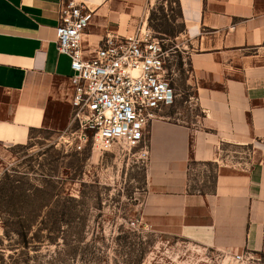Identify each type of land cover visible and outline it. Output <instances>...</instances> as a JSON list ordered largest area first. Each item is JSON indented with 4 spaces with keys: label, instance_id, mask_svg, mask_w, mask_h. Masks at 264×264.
Segmentation results:
<instances>
[{
    "label": "crops",
    "instance_id": "obj_1",
    "mask_svg": "<svg viewBox=\"0 0 264 264\" xmlns=\"http://www.w3.org/2000/svg\"><path fill=\"white\" fill-rule=\"evenodd\" d=\"M64 0H0V144L24 143L50 105L68 102L71 59L57 47ZM93 11L84 39L131 35L143 0H75ZM201 114L155 118L143 218L154 230L196 243L218 264L264 253V0H179ZM225 144L250 146L243 156ZM191 161L216 165L210 190H192ZM209 260L213 256L205 254Z\"/></svg>",
    "mask_w": 264,
    "mask_h": 264
},
{
    "label": "rangeland",
    "instance_id": "obj_2",
    "mask_svg": "<svg viewBox=\"0 0 264 264\" xmlns=\"http://www.w3.org/2000/svg\"><path fill=\"white\" fill-rule=\"evenodd\" d=\"M143 1L131 35L143 28L166 41L177 93L157 118L188 122L201 113L179 0ZM71 111L68 102L53 103L26 142L0 144V264H218L200 245L146 224L150 151L144 157L142 147L123 143L79 149ZM224 148L250 153L249 145ZM215 171L213 163L191 161V189H212ZM246 255V264H264V253Z\"/></svg>",
    "mask_w": 264,
    "mask_h": 264
},
{
    "label": "built area",
    "instance_id": "obj_3",
    "mask_svg": "<svg viewBox=\"0 0 264 264\" xmlns=\"http://www.w3.org/2000/svg\"><path fill=\"white\" fill-rule=\"evenodd\" d=\"M93 11L85 3L64 0L56 27L57 47L71 59V122L79 149L93 145L101 151L117 144L141 148L149 156L150 123L177 93L170 77L171 48L144 30L133 35L108 31L99 46L85 45V31ZM236 261L251 256L235 253Z\"/></svg>",
    "mask_w": 264,
    "mask_h": 264
},
{
    "label": "trees",
    "instance_id": "obj_4",
    "mask_svg": "<svg viewBox=\"0 0 264 264\" xmlns=\"http://www.w3.org/2000/svg\"><path fill=\"white\" fill-rule=\"evenodd\" d=\"M23 237H24L25 242L27 243L28 242V235H27V231L25 229L23 231Z\"/></svg>",
    "mask_w": 264,
    "mask_h": 264
}]
</instances>
